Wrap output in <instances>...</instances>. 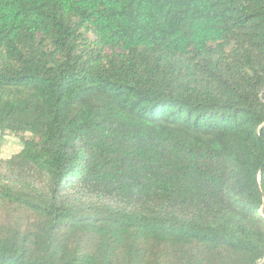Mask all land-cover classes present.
I'll use <instances>...</instances> for the list:
<instances>
[{
	"label": "trees",
	"instance_id": "1",
	"mask_svg": "<svg viewBox=\"0 0 264 264\" xmlns=\"http://www.w3.org/2000/svg\"><path fill=\"white\" fill-rule=\"evenodd\" d=\"M0 264H264V0H0Z\"/></svg>",
	"mask_w": 264,
	"mask_h": 264
},
{
	"label": "rangeland",
	"instance_id": "2",
	"mask_svg": "<svg viewBox=\"0 0 264 264\" xmlns=\"http://www.w3.org/2000/svg\"><path fill=\"white\" fill-rule=\"evenodd\" d=\"M19 140L11 134H5L4 142L0 151V158H7L20 149Z\"/></svg>",
	"mask_w": 264,
	"mask_h": 264
}]
</instances>
